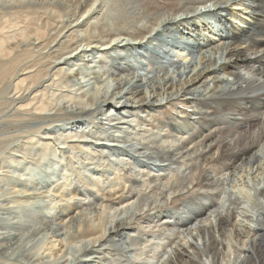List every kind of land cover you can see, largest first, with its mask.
I'll use <instances>...</instances> for the list:
<instances>
[{
  "label": "bare ground",
  "instance_id": "obj_1",
  "mask_svg": "<svg viewBox=\"0 0 264 264\" xmlns=\"http://www.w3.org/2000/svg\"><path fill=\"white\" fill-rule=\"evenodd\" d=\"M61 1L65 2L66 6L70 4L74 8L72 10L74 12L72 17L75 18V20L72 22L67 23L64 19L69 12L66 10L68 13L64 15L65 12L61 13L57 10L58 7L56 6L45 8L44 16H38V10L30 6L32 3L34 4L37 2V0H5L4 5L10 7L12 12L10 11L8 12L9 14L5 15V13H3L5 10L3 12L0 11V82L10 77L14 78L15 88L20 92L22 91V93H17L19 92L17 91L15 96L12 94L15 100L14 102L16 103V107L13 105L15 107L13 108L18 111H27L34 119L47 120L44 116L48 117L51 115L49 113L57 114V111H52L56 109L58 102L70 104L69 106L72 107L71 109H73L74 106L77 108V112L70 121H61L60 125H55L53 127L59 128L58 130L52 131V129H47L43 137L38 139L31 138L29 142L30 145L23 152L24 161L21 162L20 160L19 163L20 168L29 164L36 165L38 162L34 159L35 155H33V153L35 151H40L45 155L49 148H53L52 150H54L56 156L60 157L58 164L64 172L63 182L59 187L58 195L55 196L56 198L59 196L62 198L59 202L66 201L69 205L72 200H77L76 194L71 193L67 197L62 194H65L64 192L67 190H64L67 186H70L69 179L72 177L73 173L77 174L78 177L80 176V179L86 174L85 172H78V170H76L77 168L72 173L64 169V166H67L68 163L76 162L77 157H79L78 155H86L87 159H89V156L93 157L101 152V156L107 154L112 160H116V154H124L125 157L137 162L134 163L137 164L139 170H135L134 168V170L131 169L127 171L124 167L127 168L130 161L128 162L126 159L120 160L119 157V165L123 163L124 165L113 168L112 170V174L115 175L117 179L119 178L118 182L114 183L113 186L108 189L104 188V181L107 175L110 174L109 170L112 167V164H109L110 166L107 165L103 169L104 172L102 177L105 178V180L99 179V182L102 184L98 185L96 183V185H92L99 196L102 195L103 200L108 202L107 204H111L110 206L105 204L106 206L104 205V207L106 208L103 209L102 207L103 211L99 214L101 216L98 218V222L96 218V223L94 224V221L92 227L88 224L86 227L90 228H87L85 232L80 234V237L82 235L83 239L86 240V238H88L89 240H86V244H91L92 246L91 250L88 252L86 251L87 253L85 252L87 254L86 261H81L84 264H92L93 259H101L103 254L111 256L109 252L111 253L113 248L118 249V247H120L118 250L121 249L123 251L121 254L124 255L126 254L125 252H130L127 242L131 241V239L132 244H130L134 245V247L135 243L139 241L142 243L144 240L143 237H139L140 235L135 237L138 234V228H134L135 224L133 221L141 218V213L144 209H142V207L145 204H149L148 214L149 212L150 214L146 215V217H151V214H154L155 218L160 217L161 220L157 222L159 223V226H156L157 228L166 229V232H172L173 235H175L174 232L177 230V232L185 231V233L190 231L189 235L196 241L194 236L195 231L198 237L203 240L204 247L208 249L207 255L210 259H208L210 264H221V262L224 264L223 261H225V258L228 257V260L231 259L229 258L231 255L227 253L229 245L233 248V253H235V255L237 254L236 262H238V264H264V128L261 134H259L260 136L256 139L239 137L234 144L229 142L230 138L233 139L232 133H234L233 131L235 130H252L256 127L258 122L259 125L264 126V93L257 95L258 93H255V89L253 90L251 85L248 86L249 88L240 87V84L246 83L244 73L253 74L264 81V54L260 56V53H264V0H185L186 3L184 5L182 3V5L178 4L171 12L172 14L167 16L143 14V16L136 17L137 19H135L132 15L133 11H131V14H129L133 16L134 21L131 20L132 18L126 21L123 19L124 13L127 14L126 11L122 10L125 8L123 6L125 4H121L117 0L118 4L115 0ZM96 5L97 7L95 8ZM117 7H120V9H116ZM200 8L208 9L206 11H199ZM68 9L71 10L72 8L69 7ZM250 10H252V15H247ZM208 12L217 15L220 23L219 26H209L205 23L204 14H209ZM240 13H242L241 17L239 16ZM130 15L127 16L131 17ZM45 16H49V19L52 18L50 21L54 23L45 22L43 20ZM242 18L246 20H242ZM233 19H240L242 24L240 26L234 25V23H232ZM115 20H118L117 25L115 24L116 22H114L116 27L112 28L113 25L110 24V22ZM217 23L218 21H215L211 25ZM175 27L181 30L188 29L189 31L185 33L198 39L197 43L193 44V49L202 53L200 61H198L196 57L194 59L190 57L194 53L192 55L188 54L187 56L184 54L182 59L186 64L185 80L184 76H181L180 71H175L176 73L174 72L173 74L168 72L171 64H180V62H177V57L179 56L170 55L172 51L171 47L176 44L171 42L174 40L169 39L170 36H172L169 34L172 33L171 29ZM169 29L171 32H169ZM162 36L163 38H161ZM125 40H130V44L122 43ZM28 41L30 43L32 42L31 46L38 48V51L42 52L48 50V52L46 55L41 53L40 60H38L36 64L22 70L21 74H18L15 72V66H17L20 61L21 52L18 54H14V52H17L16 49H19L21 44ZM155 41H157L156 48H154ZM127 45L134 46V48L132 47L129 49L131 52L130 58L134 59L136 56L140 59L143 58V61L141 62V60H139L140 62H138L136 58L134 60L137 62L130 63V59L128 60L126 57H122L123 55L121 56L119 54L112 62L114 63V68L123 70L122 72L124 73L130 72V70H133L132 75L137 73V75H134L137 78L134 76L132 77L133 82L134 79H136L134 86H128L132 82L128 79L114 78L116 86L113 92L110 93L111 98L106 99L109 94V82L103 83L102 86L98 84L95 90L96 92L89 94L91 96L98 94L99 96L102 92L106 105L109 106V108H100V111L87 110L84 103L90 106H96L95 104L98 103V101L87 96V87L81 85L85 82H91L89 76L97 73V67L101 68L102 64L111 60V52H117V50L125 48ZM203 45H207V47L202 48L201 46ZM65 50L69 51L66 52ZM131 50L136 52L133 53ZM121 52L123 53L126 51L123 50ZM95 54L98 55L94 56ZM77 57L80 59L86 57L88 59H93L92 63L95 64L90 65L87 63L89 68L86 71L75 72L74 64L76 61L75 58ZM171 59H174V61H171ZM182 59H180V61H182ZM146 65L147 68L145 67ZM159 68L165 70V73H163L160 78H157L155 85H153L147 97L148 91L144 94L142 89V84L145 83L144 79H146V84L154 81L151 77L153 74V76L157 74L156 70ZM139 69L146 71L145 77L138 74ZM97 75L99 76V74ZM126 75L127 74L124 76ZM102 78H104L103 75ZM74 79L81 82L79 84L74 83L72 81ZM10 81L12 82V79ZM98 81L102 83L105 80L101 81L98 79ZM127 86L129 87L128 89H126ZM251 92L253 95L248 96L247 94H251ZM22 96L24 98H22ZM225 96L231 97L227 98ZM125 98H128V101L126 100L124 102L123 99ZM114 100H116L115 105H113L114 103L112 104ZM68 104L65 106L63 103L65 108H69ZM68 108L66 109L68 110ZM163 108L168 110L166 114L168 115V113H170L173 119L166 122L158 121V113L164 111ZM178 110L179 116L177 115L176 117V112H178ZM114 111L117 112L115 113L117 116L113 114ZM95 112L99 113V117L101 116L100 113L104 112L102 115H106V123L104 122L101 128L103 130H108L104 132L102 129H99L101 133L98 131L99 135L97 136V128L95 134L91 136V133H94L91 126L95 128L93 126L98 120V116H96L97 113L94 114ZM58 115H62V112ZM63 115L65 116V113ZM137 117H139V120L136 122ZM130 119H133L130 126L134 127L127 128V126H120L115 129V125L128 124ZM152 119H154V122L157 120V122L151 125L153 128L150 129V132L142 129L147 127V124L150 123ZM101 120L103 119L101 118ZM52 121L51 123H53ZM46 123L50 122L47 120ZM177 124L180 126L179 130H181V132L177 130ZM82 126H87V128L83 129ZM155 128L157 132H154ZM168 128H170V130ZM40 129L42 130L43 128ZM40 129L38 130L40 131ZM38 130L37 133L39 132ZM113 130L115 133H118L117 135L114 134L112 137H116V140H113L116 141V143L108 146H113L112 149H109L110 151L114 148H116V150H113L112 153H108L104 150L106 147L102 146L104 143L101 141L105 138L107 139L109 137L108 135H110L109 133H114ZM134 131L136 132L134 133V137L128 136L127 133L130 134ZM167 131L170 133L169 137L163 135V132ZM34 133L36 135L35 131ZM177 133L186 136L187 139H190V142L188 144L186 143V145H180L174 142V140L171 141L170 139ZM54 140H56V143L53 142ZM91 141H95V143ZM59 144L63 146H58ZM94 145L97 147L93 149L95 153L90 151V149H92L91 147ZM23 147L25 148V146ZM65 150H69L70 153H66ZM13 157L14 156H12V158ZM27 160L30 161L28 162ZM40 162L38 165H40ZM82 163L86 165V167L95 165L100 168L102 166L96 161ZM210 165L218 166L223 174L221 176L211 175L207 169L205 170V168H207V166L210 167ZM2 167L4 168L3 165ZM16 167L17 166H15V168ZM124 171L127 172L128 178H131V180H128L126 177L124 178ZM155 171L157 173L156 179L151 180L150 177ZM163 173H165V175L161 177L160 174ZM214 173L217 172L215 171ZM36 176L37 175L33 172L30 173L24 180L25 185H28L29 182L31 184L37 181L38 176L35 179ZM234 179L239 180V182L248 180L249 183L247 182V185L241 187L235 185L233 189L238 192L240 196L239 200L241 202L243 201V204L246 203L249 205L252 203L254 205V207L252 206L254 208L252 212H249V209L252 208L244 210L240 207H236L231 210L230 214H224L223 209L225 206L221 205L223 202L220 204L219 200L222 194L227 193L225 181H232ZM114 180L115 179L111 178V182ZM129 181L133 182V187L132 184H127ZM82 182H84L83 185H89V183L85 181ZM252 183L253 185L255 184L253 190L257 192V195L252 192ZM121 185L124 186L122 187ZM258 185L259 187L261 186V188L256 187ZM120 187L122 188L120 189ZM127 187H130L131 191H133L132 195L134 194L136 197L133 202L131 197L123 198ZM196 189L202 191L198 196H195L193 192ZM77 191L82 194V192L86 190L80 187ZM25 192L24 194H26ZM92 192L94 193L93 189ZM102 192L103 194H101ZM38 193L41 194V191H38ZM206 193L213 194L207 195ZM175 196L177 197L176 200H180L181 203H179L177 211L174 209V211L170 212L166 206H169L170 199ZM118 199L121 200L114 204L113 201H118ZM95 200L98 199L95 198ZM81 201L85 202V200ZM120 202L121 205L116 206ZM135 204H137V207L134 210L131 212H128L129 210L124 211V215L122 214L124 217L121 219L119 218V220L117 219L116 216L119 215L115 216L116 210H120L121 212L125 208L133 209ZM74 207L75 210L78 209V205ZM107 207L109 209L111 208V211L108 213L110 215L109 217L113 214V218L109 219L114 222H109L111 227L109 226L110 228L108 229L103 225L106 223L105 221L103 223V220H106L105 216L107 214L104 215V213H106ZM98 208L101 209L100 207ZM41 210H43V208H41ZM112 211L113 213H111ZM180 211L183 213L181 214ZM85 212H89V210H85ZM91 213L95 214L94 211ZM145 214L146 211L144 215ZM17 215L16 213V216L13 218L14 221L9 222L7 225L14 227L15 223L18 221L16 218H19ZM64 215L65 213L61 216L64 217ZM88 215L86 214V216ZM102 215L104 217L103 220ZM69 216L70 213L66 214L65 218L67 219ZM73 218L74 217L70 218L69 221ZM115 218L116 221L114 220ZM86 219H88V217ZM63 222L66 221L63 220ZM67 222L65 225L67 224L69 226ZM16 224H18V222ZM76 224H79V222ZM193 227H195V229L191 231ZM18 228H20V226ZM58 230L60 232V229ZM80 230L78 232H80ZM180 232L178 234H184V232ZM55 236L53 235V239L56 238ZM9 237H0V242L10 239ZM61 240H63V238ZM61 240L58 242L59 240L55 239L42 245V250L44 249V252L48 251L51 255L58 256L59 253H62L63 248L61 246ZM64 241L65 240L62 242ZM147 242L148 241H146V243ZM185 243L189 244V248L192 252L188 251L183 246ZM62 245H64V243ZM141 245H143V243ZM183 245H178L175 250L172 249L174 250V255L173 258L167 261V264H202L203 261L199 263V260L201 261L203 255L201 256L199 254L197 243H190L185 237ZM139 247L135 248L137 249ZM64 249L66 250V248ZM96 254L99 256L94 257ZM118 257L120 258V256ZM107 259H110V257ZM122 259V261L125 259L126 262V257ZM111 260L112 259H110V261ZM100 262L102 261L100 260ZM113 263L115 264V262Z\"/></svg>",
  "mask_w": 264,
  "mask_h": 264
},
{
  "label": "rangeland",
  "instance_id": "obj_2",
  "mask_svg": "<svg viewBox=\"0 0 264 264\" xmlns=\"http://www.w3.org/2000/svg\"><path fill=\"white\" fill-rule=\"evenodd\" d=\"M78 1H83V0H78ZM117 1L120 2L121 4L122 3L125 4V5H123L125 8L124 9L121 8L123 11H126V13H127V14L124 13V15H123V19L125 21L128 20L129 18H132L131 20L134 21L133 20V16H134L135 19H137L136 17H141V16H143V14H148V15L149 14H156V15H159V16H161V15H163V16L171 15L172 14L171 12L173 11V9L178 4L179 5H182V4L184 5L186 3L185 0H159V1L158 0H117ZM117 1H116V3L118 4ZM62 2L63 1H61V0L60 1H57V0H37V2H35L34 4L32 3V5H30V6H33L34 9L38 10V16H44V14H45L44 13V9L45 8L56 6V7H58V9H57L58 11H60L61 13L65 12L64 15H66V13L69 12L66 15L67 17L65 16L64 19H65V21L67 23L68 22H72L73 20H75V18L72 17V15L74 14V12L72 10L74 8L70 4H69V6L68 5L66 6L65 2H63V3ZM0 3H1L0 4V11L3 12L5 10L3 12V13H5V15L9 14L8 12H10V11L12 12L10 7L4 5L5 4V0L4 1L0 0ZM126 3H127V5H126ZM97 4H99V3H97ZM1 6H3V7H1ZM69 7H71L72 9L71 10L68 9ZM96 7H97V5L95 6V8ZM199 7H200V5H199ZM40 8L43 11H41ZM64 8H66V9H64ZM132 8H134L135 10L132 9ZM116 9H120V7H117ZM207 9L208 8H206V9L200 8L199 11H201V10L206 11ZM131 11H133V14H132L133 16L130 15ZM108 13H109V11H108ZM208 13L209 14H204L205 23H207L209 26H212L211 25L212 23H214L215 21H218V23L214 24L213 26H215V27L219 26L220 23H219V19H218L217 15L214 14V13H211V12H208ZM137 14H138V16H137ZM125 15L126 16L130 15L131 17H129V16L126 17ZM239 16L241 17L242 13H240ZM239 16H238V18H239ZM49 18H50L49 16H47V17L45 16L43 20L45 22L47 21V22H51L52 23L53 21H50L52 18L51 19H49ZM68 18H69V20H68ZM206 19H207V21H206ZM242 20H246V19L242 18ZM117 21L118 20L110 22V24L113 25L112 28L116 27ZM114 22H116L115 23L116 25L114 24ZM232 23H234V25H237V26H240L242 24L240 19L239 20L233 19ZM171 30H172V33H170L169 35H172L173 37L170 36L169 39L170 40H174V41H171V42L173 44H176L175 45L176 47L175 46L171 47L172 51H171L170 55L171 56H175L176 55V57L179 56V57H177L178 58L177 62H180V64H171V67L168 69V72L169 73L171 72L170 74H173L175 71L176 72L180 71L181 76H184V80H185V78H186V76H185L186 64L184 63L182 58H183L184 54L187 56L188 53L182 52V48H186L187 51L189 52V55H192L194 53L190 57H193L192 59H194L196 57V59L198 61H200V59L202 57V53L197 52L196 49H193L192 46H193V44L197 43L198 39L187 35L185 32L189 31L188 29L181 30V29L175 27L174 29H171ZM169 32H171L170 29H169ZM161 38H163V36ZM31 43L28 41V42H25V43L21 44L20 47H19V49H21V50L16 49L17 52H14V54H18V53L21 52L20 53V56H21L20 61H19L18 65L15 66V68H16L15 72H17L18 74H21L22 70L30 68L34 64H36L37 61L40 60L41 53L43 55H46V53L48 52V50H44L42 52L38 51V48H35L34 46L32 47ZM122 43L130 44V40H125ZM115 44H117V43H115ZM156 46H157V41H155V47L154 48H156ZM132 47L134 48V46H132V45H127V46H125V48L117 50V52L116 51L111 52L112 57L110 58L111 60L109 62H107L108 64L104 63V64L101 65V68L97 67V70H96L97 73L92 75V76H89V79L91 78L90 79L91 82H88V83L85 82L84 84L81 85V86L84 85L83 87H87L86 88V90H87L86 93H88L87 96H89L90 98L96 99V101H98V103L95 104L96 106H90L89 104L84 103V106L86 107L87 110L100 111L99 110L100 108H105V107L109 108V106L106 105L105 98H104L102 92H101V94H99V96H98V94L97 95L94 94V96L90 95L91 93L96 92L95 90L98 87V84H99V86H102L103 83H105V82L108 83L109 82V88H108V93L109 94L107 95L106 99H110L111 98V94L110 93L113 92V90H114V88L116 86V82H114V78H116V79H118V78L122 79L123 78V79H128L129 81H132V79H133L132 77L134 75H137V73L132 75L133 74V70H130V72L124 73V72H122L123 70H118L117 68H114V63L112 62L114 60V58L117 57L119 54L121 56L123 55L122 57H126V59H128V60L130 59V63H135L137 61L140 62L139 60H141V62H142L143 58L140 59V58L135 56L134 59L137 58L136 59L137 61H135L134 59L130 58L131 52H130L129 49L132 48ZM201 47L202 48H206L207 45H203ZM123 50H125L126 52L122 53L121 51H123ZM65 51L67 52L69 50H65ZM132 52L135 53L136 51H132ZM142 52H144V51H142ZM263 54L264 53H260V56L263 55ZM97 55L98 54H95L94 56H97ZM174 59H171V61L172 60L174 61ZM180 59H182V61H180ZM75 60H76L75 64H74L75 72H77V71L78 72L86 71L89 68L87 63L90 64V65L95 64V63H92L93 59H88L87 57L84 58V59L83 58L80 59L79 57H77V58H75ZM145 67L147 68V65ZM156 71H157V74L155 76H153L154 75L153 74L152 77H151L155 82L152 81V82H149V83L146 84V81H145L146 79H144L145 83L142 84V89L144 91V94L148 91L147 97L149 96L153 85H155V83L157 81V78H160V76H162V74L165 73V70H161L160 68L158 70H156ZM158 72H160V73H158ZM97 74H99V76ZM125 74H127V75L124 76ZM138 74L141 75L142 77H145L146 71H142L141 69H139ZM244 74H245L244 76H245L246 83L240 84V87L246 88L249 85H251V87H253V90L255 89L254 90L255 93L256 92L258 93L257 95L263 94L264 93V81L262 79H260L259 77L253 75V74L252 75L246 74V73H244ZM102 75L104 76V78H102ZM248 75H249V77H248ZM128 76L131 79H129ZM154 77H155V79H154ZM79 78H81V77H79ZM135 78H137V77H135ZM11 79H12V82L10 81ZM98 79L101 80V81H103V80H105V81H103L101 83V82L98 81ZM106 79H107V81H106ZM135 80L136 79H134V82H135ZM72 81L74 83H78V84L81 82V81H79L77 79L76 80L74 79ZM132 82L128 86H130V87L134 86V82L133 83ZM0 83H1L0 84V171H1V173H0V232H4V233L6 232L5 234L4 233H0V235H1L0 237H7V236L9 237L10 236L9 237L10 239H7L4 242H0V244H1V247H0V264H84L81 260H85L86 261V257H87L86 253L89 250H91L92 246H91V244L90 245L86 244L87 243L86 240H89V239L88 238H86V240L83 239L82 235H81V237H82L81 238L80 234H82V232H85L87 230V228L89 229L90 227H92L96 223V221H95L96 218H97L96 220L98 222V218L101 216L99 214H101L102 213L101 211H103L102 207H103V209L106 208V207H104L105 204L108 205V206H110V204H111V203L107 204L108 202H105V200H103L102 195L99 196V194L96 192V190H94L93 186L96 185V183L98 185L102 184L101 182H99V179L100 180L101 179L105 180V178L102 177V174L104 172L103 169L109 164L110 165L112 164L111 165L112 167L109 170L110 174H108V172H107L108 175L106 177V180L104 181V185L103 186H104V188L108 189L111 186H113L114 183L118 182L119 178L117 179V177L112 174V172H113L112 170H113V168H116V167H119L121 165H124V163L119 165V162H118L119 161L118 160L119 157H120V160L121 159H126V160H128V162L130 161V164H128L127 168L123 166L127 171H129L131 169L134 170V168H135V170H139L137 164H135L137 162L125 157L124 154H122V155L116 154V157H115L116 160H112V158L109 157V155L107 156V154L104 155L105 157L101 156L102 155V154H100L101 152H99V154H97V155H95L93 157L89 156L90 157V158L88 157L89 159H87L86 155L85 156L82 155V154L78 155L79 157H77L76 162L74 161L73 163H68L67 166H64V169H66V171L72 173L77 168L76 170H78V172H80V173H84L85 172L86 174L83 176V178L80 179V176L78 177L77 174L73 173L72 177H70V179H69L70 186H67V188L64 190V191H66V190L67 191L66 192L63 191L65 194H62L63 196L66 195L65 197H67L71 193L72 194H76L77 195V200L76 199L72 200L71 204H69V205L66 203V201L65 202L64 201L59 202V200H61L62 198L60 196L56 198L55 196L58 195L59 187H60L61 183L63 182L62 179H63L64 172H63V170L60 168V166L58 164V161H59L60 157L56 156V154L54 153V150H52L53 148H49L50 150L48 149L47 152L45 153V155H43V153H41L40 151L39 152L35 151L33 153V155H35L34 159H36V161L38 163L41 161L40 165H38V163L36 164L37 166L35 164L34 165L29 164V165H27L28 166L27 167L26 165L23 164L24 166L20 168L19 163H20V160H21V162L24 161V158H23L24 157V153L23 152L30 145L29 142H30L31 138L32 139L33 138L34 139H38V138L43 137L44 133L46 132L47 129H52V131L58 130L59 128H53V127L55 125H60L61 121L62 122L70 121L71 118L74 116V114L77 112V108L74 106V108H73L74 110H73V109H71L72 107L69 106L70 104L66 103L69 106V108L66 107V108H68V110H67L64 107V105L66 106L65 102H58V104L56 105V109L54 111H52V112H56L57 111L58 113L57 114L56 113H49L51 115H49L48 117L44 116L50 122V123H46L47 120L34 119L27 111L24 112V111H18L17 109L14 110V108L16 107V103L14 102L15 100H14L13 96H15L16 95L15 93L17 91H19V90H17L15 88V86H14L15 83H14V78L13 77H10L9 79L1 81ZM113 83H115V84H113ZM128 86L126 87V89L129 88ZM235 89H237V88H235ZM17 93H22V91L21 92L19 91ZM12 94H13V96H12ZM25 95H24V97H25ZM247 95L248 96H252L253 93L251 92V94H247ZM24 97L22 96V98H24ZM225 97L229 98L231 96H225ZM126 100L128 101V98L123 99L124 102ZM115 101L116 100H114L112 102V104L114 103L113 105H115V103H116ZM63 103H64V105H63ZM63 110H64V112H63ZM163 110L164 111H161L160 113H158L159 114V116L157 117L158 121H165L166 122V121H168L170 119H173L172 115L170 113H168V115L166 114L167 111H168L166 108H163ZM14 112H15V114H14ZM60 112H62V115H58ZM64 113H65V116L63 115ZM115 113H117V112L114 111L113 114H115ZM94 114H96V116H98L99 113L95 112ZM102 114H104V112L100 113V115H101L100 117L98 116L97 123H99V124L96 123L93 126L95 128H92V126H91V129L94 131V133H91V136L93 134H95L97 128H98L97 136L99 135V133H101V130H99V129H102L101 128L103 126L102 124L105 122V119H106V115L104 116ZM19 115L22 116V117H20ZM67 115H68V117H67ZM177 115L179 116V110H178V112H176V117H177ZM101 118L103 120H101ZM133 118H136V117H133ZM137 120H139V117H137L136 122H137ZM146 120H148V119H146ZM42 121H46V122H42ZM51 121L53 123H51ZM129 121L130 122H128V124H117V125H115V129H117V127H120V126H127V128L134 127V126H130L132 124V122H133V119H130ZM33 122H34V124H33ZM156 122H157V120L154 122V119H152L150 121V123L147 124L148 126L145 127V128H142V129H145L146 131L150 132V129L153 128V126H151V125H154ZM85 125H87V124H85ZM82 127H83V129L87 128V126H82ZM40 128H43V129L41 130ZM263 128H264V126L263 125H259V122H258L256 124V127L254 129H252V130H250V129L235 130L236 132L233 131L235 134L232 133L233 134L232 135L233 139L230 138L229 142L231 144H234L235 141H237L239 139V137L240 138L247 137V139L248 138H255L256 139V138H258L260 136L259 134H261V131L263 130ZM38 129H40V131ZM168 129L170 130V128H168ZM179 129H180V126H178V124H177V130L179 132H181V130H179ZM37 130L39 131L38 133H37ZM87 130H89V129H87ZM107 130L108 129H106V130L102 129V131H104V132H107ZM120 130H122V129H120ZM34 131L36 132V135H35ZM98 131H99V133H98ZM113 132H114V130H113ZM154 132H157L156 128L154 129ZM39 133H41V134H39ZM134 133H136V132L134 131L133 133H130V134L127 133V134H128V136L134 137L135 136ZM24 134H26V135H24ZM31 134H33V135H31ZM109 134H110V135H108L109 137L107 139L105 138L101 142L104 143V145H102V146L106 147V148H104V150H106V152H108V153H112L113 150H116V148H114L113 150L110 151L109 149L110 148L112 149L113 146L109 147L108 145H114L116 143V141H113V140H116V137L115 138H112V137H113L114 134L117 135L118 133L114 132V133H109ZM34 135H35V137H34ZM163 135H165V137H169L170 133H169V131L163 132ZM23 137H25V138H23ZM101 137H103V136H101ZM90 139L94 140L93 138H90ZM215 139H218V138H215ZM125 140H127V139H125ZM170 140L171 141L174 140V142L179 143L180 145H182V144L186 145V143L188 144L190 142V139H187L186 136H184L181 133L174 134L173 138H171ZM53 142L56 143V140H54ZM91 142L95 143V141H91ZM23 146H25V148ZM58 146H63V145L59 144ZM91 148L92 149H90V151L95 153L94 152L95 150H93V149H95L97 147L94 145ZM65 151H66V153H70L69 150H65ZM38 153H40V154H38ZM12 156H14V157L12 158ZM17 156H18V158H17ZM27 161L29 162L30 160H27ZM36 161H35V163H36ZM88 161H89V163H90V161H92V162L96 161V162L100 163L99 165H102V166L99 168V166L97 167L95 165H91V166H87V167H86V165H83L82 162H88ZM2 165L4 166V168L2 167ZM15 166H17V167L15 168ZM206 169H207L208 172H210L211 175L213 174V176L214 175L221 176L223 174V172L218 168V166H215V165H210V167L207 166V168H205V170ZM215 171L218 174L214 173ZM32 172L34 174H36L37 176L40 174L38 176V180L35 181L34 183H31V184L29 182L28 185H25V181H24L25 178ZM123 173H124V178L126 177L128 180H131V178H128L129 176L127 175L126 171H124ZM156 174L157 173L155 171V173L152 174L150 179L151 180H155L156 179ZM86 175H88V176H86ZM160 175H161V177H164L163 175H165V173L160 174ZM37 176L35 177V179L37 178ZM111 178H113L115 180L113 182H111ZM109 180H110V182H109ZM82 181H85V182L89 183V185L88 186L83 185L84 182H82ZM247 182H248V180H244L243 182H239V180H237V179H234L232 181H227V182L225 181V189L227 190V193L222 194L221 198L219 200L220 204L223 202L221 205L225 206L224 209H223L224 214H230L231 210L236 208V207H240L241 209H244V210H248L249 208H252V209H249V212H252L254 210V208H253L254 205L252 203L249 204V205H247L246 203L243 204L242 203L243 201L241 202L239 200L240 196H239L238 192L235 189H233V187L235 185H238V186L241 187V186L247 185L249 183V182L248 183ZM127 184H129V185L132 184V187L134 186L133 182H131V181H129ZM37 185H38V187H37ZM121 186L123 187L124 185H121ZM254 186H255V184L253 185V183H252V192L254 194H256L257 192L255 190H253L255 188ZM80 187H82L83 190H86L85 192L83 191L82 194H80L79 191H77ZM122 187H120V189ZM256 187H259V185L256 186ZM259 188H261V186ZM92 189H93L94 193L92 192ZM120 189H118V190H120ZM129 189H130V187H127L126 191L124 190L125 191L124 192L125 196H123V198H130L131 197L132 202H133V200L136 197H135L134 194L132 195L133 191H131V189H130V192H129ZM22 191H24V192L26 191L25 192L26 194H24V192H22ZM38 191L39 192L41 191V194L38 193ZM30 192L31 193L32 192H36V193H32L31 194ZM50 192H52V193H50ZM193 192L195 193L194 194L195 196L196 195L198 196L199 194L202 193V191L200 189H198V190L196 189ZM37 193L42 195V196L38 195ZM101 194H103V192ZM206 194L208 195V194H213V193H206ZM23 195H25L26 197L23 196ZM33 197L34 198L37 197V198L34 199ZM95 198L98 199V200H95ZM176 198L177 197L175 196V197H172L170 199L169 206H166L168 211L171 212V211H174V209H176V211H177V207H179L178 205L181 202L178 199L176 200ZM37 200H39V201H37ZM81 200H85V202H83ZM120 200L121 199H118V201L117 200L113 201V203L115 204V203L119 202ZM31 203H33V204H31ZM31 205H33V206H31ZM77 205H78V209L75 210L74 206H77ZM79 205H80V207H79ZM120 205H121V202L119 204H117L116 206H120ZM136 205L137 204H135V207L133 209L132 208H125L121 212H120V210H118L119 212L116 210L115 216L119 215V216H116V217H117L118 220H119V218L121 219L122 217H124L123 216L124 215V211H128L129 210L128 212H131L132 210H134L137 207ZM89 206L91 208H93V209H91ZM145 206H147V207H145ZM84 207H85V209H84ZM87 207H88L89 212H85V210L88 211ZM98 207H100L101 209H99ZM41 208H43V210H41ZM94 209H96V210H94ZM142 209H143V212L141 213V215H142L141 218L137 219V220H134L133 222H134V224L136 226V227L134 226V228H138V234L135 237H138L139 235H140L139 237H143L144 240H143L142 243H143V245L144 244L145 245L144 246L141 245L142 243H140V241H139V242L135 243V247H139L140 245L141 246L136 249L134 247V245H131L132 244L131 243L132 239H131V241L127 242L128 243V245H127L128 246V250L130 252H128V253L125 252L126 254L123 255V254H121V253H123V251L121 249L118 250L120 247H118V249L113 248L111 250L112 254L109 252V254L111 256L113 255L112 257L108 256V254L107 255L103 254L104 258L102 257L101 259H98V260L97 259H93L92 260L93 261L92 264H99V263L100 264H106V263L107 264H109V263L110 264L111 263L114 264L113 262H115V264H128V263L129 264H132V263L133 264H167V261H169L170 258H173V255H174L173 251L175 250V248H177L178 245H183L184 244L185 237L187 238V240H189L190 243H193V244L197 243V246L198 247L200 246L199 248L197 247V250L199 251V254L201 256L202 255L203 256L201 257V261L199 260V263L203 261L202 264H210V262H209L210 259L208 258V255H207L208 254L207 253L208 249H206L204 247L203 240H201V238L198 237L197 233H195V231H194L195 227H193L191 229V231H194V236H195L197 242L189 235L190 231H187L186 233H185V231H181V232L179 231L180 233L184 232V234L180 235V234H178L179 232H177L178 231L177 230V231L174 232L175 235H173L172 232H166L167 231L166 229H165L166 230L165 231L162 228H157L156 226H159V223H157V222L161 220L160 217L155 218L154 214H151L152 215L151 217H146V215L150 214V212L148 214L149 204H145L142 207ZM93 211L95 212V214L91 213ZM109 211H111V208L110 209L108 208L106 210V213H104V215L105 214L108 215V217H107V215L105 216L106 220H103L104 217L102 215L103 223H104V221L106 222V223L103 224L106 229L111 227L109 222L110 221L113 222L112 220L109 219V218H111V219L113 218V216H112L113 214H111V217H109L110 216L108 214ZM145 211H146V214L144 215ZM16 213L18 214L17 217H19V218H16L18 220L17 221L18 224H16L17 223L16 222L14 227L7 225L9 222H11V221L13 222L14 221L13 218H14V216H16ZM63 213H65V215L70 213L69 218L66 219L65 215H64V217H62L61 215H63ZM88 213H89V215H88ZM111 213H113V211ZM180 213L182 214L183 212L180 211ZM180 213H179V215H180ZM75 214H77V215H75ZM83 214H84V217H83ZM86 214L88 216H86ZM71 216L74 217V218L69 221V219L72 218ZM87 217H88V219H86ZM138 218H139V216H138ZM63 220H65L66 222L69 221V222H67V223H69V226L66 224L67 225V227H66V225H65L66 222H63ZM83 220L86 221V224H85V221H83ZM114 220L116 221V218ZM77 222H79V224H76ZM93 222H94V224H93ZM88 224H90L89 225L90 227H86V226H88ZM70 225H72V226H70ZM19 226H20V228H18ZM23 227H25V228H23ZM80 228H81V230H80ZM58 229H60L61 233L59 232ZM79 230H80V232H78ZM56 232H57V234H56ZM77 233H78V235H77ZM53 235L54 236L56 235L55 239L59 240L58 242H60V240L62 238H63V240H65L64 242H62L63 240H61V243L62 244L64 243V245L61 244V246L63 247L62 248V253H59L58 256L57 255L56 256L55 255H51L48 251L44 252L45 251L44 249L42 250V247H43L42 245H45L48 242L55 240V239H53ZM178 235H180V236H178ZM15 238H16V240H15ZM146 241H148V242L146 243ZM57 244H59V243H57ZM138 244H139V246H138ZM80 245H82V246H80ZM185 245H183V246L188 251L192 252V250L189 248V244L185 243ZM64 248H66V250ZM78 248H80V249H78ZM63 249H64V252H63ZM172 249H174V250H172ZM95 250H97V249H95ZM232 250H233V248H231V245H229V248L227 250L228 252L227 251L226 252L228 253V255H231V256H229V258H231V259L228 260V257L225 258V261H223L224 264H230V263L231 264H238V262H236L237 261V254L235 255V253H233ZM113 251H114V254H113ZM115 251H117V252H115ZM77 252H79V253H77ZM141 252H142V254H141ZM116 255H117V257H116ZM127 255H128V257H127ZM193 255H195V254H193ZM97 256H99V255L96 254L94 257H97ZM118 256H120V258ZM106 257L107 258L110 257V259H112L113 261L112 260L110 261V259H107ZM125 257H126V262H125V259H124V261H122L123 260L122 258H125ZM129 257H130V259H129ZM116 258H117V262L118 263L116 262ZM102 259H104V260H102ZM100 260L102 262H100ZM128 260H130V261L132 260L131 263ZM221 264H222V262H221Z\"/></svg>",
  "mask_w": 264,
  "mask_h": 264
}]
</instances>
